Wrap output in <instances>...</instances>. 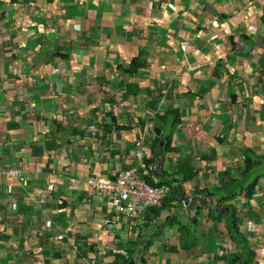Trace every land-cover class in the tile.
Here are the masks:
<instances>
[{"label": "crops", "instance_id": "crops-1", "mask_svg": "<svg viewBox=\"0 0 264 264\" xmlns=\"http://www.w3.org/2000/svg\"><path fill=\"white\" fill-rule=\"evenodd\" d=\"M263 8L0 0V264H264ZM140 142V177L182 194L129 221L88 182L139 169Z\"/></svg>", "mask_w": 264, "mask_h": 264}, {"label": "built area", "instance_id": "built-area-1", "mask_svg": "<svg viewBox=\"0 0 264 264\" xmlns=\"http://www.w3.org/2000/svg\"><path fill=\"white\" fill-rule=\"evenodd\" d=\"M144 147L142 143L136 144L135 160L139 164V169L130 168L121 171L113 182L101 180H91L88 182L91 189L109 197V205L112 212L122 216L126 220L133 221L140 218L141 214L150 209H160L163 200L168 197L171 189L167 185L152 186L146 183L140 176L147 174L145 169ZM139 170H142L141 172ZM7 179H17L20 177L18 171L10 170L4 173ZM184 204L187 201L183 202ZM112 223L105 220L106 226ZM126 257L124 252H116ZM87 264H99L95 259H91Z\"/></svg>", "mask_w": 264, "mask_h": 264}, {"label": "trees", "instance_id": "trees-1", "mask_svg": "<svg viewBox=\"0 0 264 264\" xmlns=\"http://www.w3.org/2000/svg\"><path fill=\"white\" fill-rule=\"evenodd\" d=\"M262 23L264 24V8L262 10ZM136 62H133L131 67L132 66H135ZM246 161H247V164H246V168L247 169V174H251L254 170H257V173L260 175V172L261 171H264V168H261L260 166L262 165V160L263 158L262 157H259V156H256L255 157V154L252 152V151H247L246 152ZM263 178L264 179V176H255L254 177V181L248 185L247 188L244 189V192H245V198L248 199L250 197V195L252 196V192L254 191V188L258 185V181L259 179ZM150 185L156 187V186H159V185H162V184H156L155 182L153 181H150L149 182ZM168 186H170V189H171V192L170 194L168 195V197H166L164 200H163V203H162V207L164 206V204L166 203V199L167 198H170L172 199V201L175 200V195H179L181 196L182 194V190H181V186L178 185L176 188L177 192L176 194L174 193V188L172 187L171 183H168L167 184ZM236 194V193H235ZM235 197V196H234ZM233 197V198H234ZM161 207V208H162ZM160 208V209H161ZM160 209H150V210H153V211H157V210H160ZM230 216H233V221H230L232 224H230V233H231V236H233L235 239L239 238L241 241H245L244 238H243V235H241L239 232V226L237 224V222L234 220V218L236 217L235 216V212L231 210L230 208ZM222 218V216H218L217 218H214V220L218 221ZM232 233H235L237 236L235 237ZM246 245H247V241L244 242ZM253 258H254V253L252 251H250L248 254H247V259L248 260H245L244 261V264H250L249 262L253 261ZM123 260V264H126L127 263V260H124L123 258L121 259ZM249 261V262H247ZM126 262V263H125ZM114 264H119V263H114ZM231 264H235V259H232L231 261Z\"/></svg>", "mask_w": 264, "mask_h": 264}, {"label": "rangeland", "instance_id": "rangeland-1", "mask_svg": "<svg viewBox=\"0 0 264 264\" xmlns=\"http://www.w3.org/2000/svg\"><path fill=\"white\" fill-rule=\"evenodd\" d=\"M171 116H166L165 118H168V119H170V120H167L166 121V124H165V132L167 133V135L170 137V138H173L174 137V135H173V129L175 128V125L173 124V121H172V119H173V117L172 118H170ZM160 118H162V117H159V118H157V121L160 119ZM171 121H172V123H171ZM261 168H264V161H263V163H262V165L260 166ZM255 172V171H254ZM263 176H264V171H261L260 172ZM254 175V173H251V174H248L247 175V180L250 178V176L251 175ZM253 175H252V177L251 178H253ZM251 178H250V180H251ZM246 180V181H247ZM165 181H167V180H165ZM217 193V192H216ZM239 202H240V200H239ZM239 202H235L236 203V205H238V203ZM235 210H236V208H235ZM234 220L237 222V224L240 226V228H242V227H244L243 226V221H242V219L241 218H234ZM224 221H227L228 222V224L230 225V224H232L230 221H233V216H230V217H228V218H226V219H224ZM242 230H243V228H242ZM234 236H237L235 233H232ZM245 241H247L246 239H244ZM245 254H247L246 252H245ZM247 256V255H246Z\"/></svg>", "mask_w": 264, "mask_h": 264}, {"label": "water", "instance_id": "water-1", "mask_svg": "<svg viewBox=\"0 0 264 264\" xmlns=\"http://www.w3.org/2000/svg\"><path fill=\"white\" fill-rule=\"evenodd\" d=\"M129 264H135V262L131 261V262H129Z\"/></svg>", "mask_w": 264, "mask_h": 264}]
</instances>
